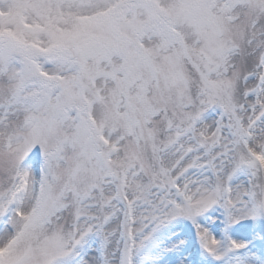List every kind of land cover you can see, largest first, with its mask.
<instances>
[{
	"label": "snow or ice",
	"instance_id": "1",
	"mask_svg": "<svg viewBox=\"0 0 264 264\" xmlns=\"http://www.w3.org/2000/svg\"><path fill=\"white\" fill-rule=\"evenodd\" d=\"M0 264H264V0H0Z\"/></svg>",
	"mask_w": 264,
	"mask_h": 264
}]
</instances>
